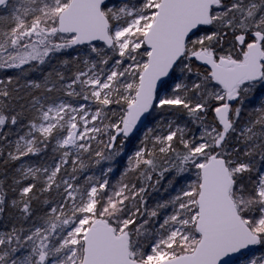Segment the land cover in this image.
<instances>
[{"label": "snow or ice", "instance_id": "snow-or-ice-1", "mask_svg": "<svg viewBox=\"0 0 264 264\" xmlns=\"http://www.w3.org/2000/svg\"><path fill=\"white\" fill-rule=\"evenodd\" d=\"M0 11V264H264V0Z\"/></svg>", "mask_w": 264, "mask_h": 264}, {"label": "trees", "instance_id": "trees-1", "mask_svg": "<svg viewBox=\"0 0 264 264\" xmlns=\"http://www.w3.org/2000/svg\"><path fill=\"white\" fill-rule=\"evenodd\" d=\"M7 14L8 13H6V12L0 11V15H7ZM7 74H10V73L0 72V77H3L5 75H7ZM39 75H40L39 73L33 74V76L37 77V78L39 77ZM123 165H124V161H120L119 164L116 165V172H115L114 175H112L110 177V179H111V181L113 183H115L116 180L119 179L120 172L123 170ZM168 179H171V175L166 177V179L164 181H161L160 190L158 192H152L151 190H149L150 191V195L148 197V202H149L150 205H154L157 200L167 199L168 196H169V193L174 194V191L172 189H169L168 192L164 191V187L167 185V180ZM176 186L178 187L179 184H177Z\"/></svg>", "mask_w": 264, "mask_h": 264}, {"label": "rangeland", "instance_id": "rangeland-1", "mask_svg": "<svg viewBox=\"0 0 264 264\" xmlns=\"http://www.w3.org/2000/svg\"><path fill=\"white\" fill-rule=\"evenodd\" d=\"M89 107H92L91 105H89ZM26 159H29V158H26ZM30 159H32L33 161H35L37 158H30ZM96 172H97V175H99V172H98V170H96ZM175 194V193H174Z\"/></svg>", "mask_w": 264, "mask_h": 264}]
</instances>
